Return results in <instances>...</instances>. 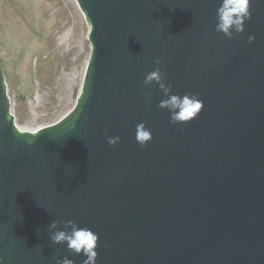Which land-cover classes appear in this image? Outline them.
Instances as JSON below:
<instances>
[{
	"label": "water",
	"instance_id": "1",
	"mask_svg": "<svg viewBox=\"0 0 264 264\" xmlns=\"http://www.w3.org/2000/svg\"><path fill=\"white\" fill-rule=\"evenodd\" d=\"M76 1L92 52L59 121L18 126L0 58L4 264H84L50 241L54 220L98 234L96 264H264V0L231 38L215 30L221 0ZM157 67L172 94L203 101L190 122L145 86Z\"/></svg>",
	"mask_w": 264,
	"mask_h": 264
},
{
	"label": "rangeland",
	"instance_id": "2",
	"mask_svg": "<svg viewBox=\"0 0 264 264\" xmlns=\"http://www.w3.org/2000/svg\"><path fill=\"white\" fill-rule=\"evenodd\" d=\"M90 28L76 0H0V58L20 128L35 131L73 109Z\"/></svg>",
	"mask_w": 264,
	"mask_h": 264
},
{
	"label": "clouds",
	"instance_id": "3",
	"mask_svg": "<svg viewBox=\"0 0 264 264\" xmlns=\"http://www.w3.org/2000/svg\"><path fill=\"white\" fill-rule=\"evenodd\" d=\"M251 0H221L217 8L216 31L231 38L233 33H243L245 21L251 18ZM249 42L254 40L253 36L248 37ZM161 63L159 59L155 61ZM145 86L158 85L166 99H162L158 105L161 109H167L170 113V120L173 124L186 123L193 120L203 108V101L196 94L178 95L172 94L171 85L166 84L164 73L159 67L147 74L144 79ZM151 96L149 95V99ZM153 139L151 130L144 123L136 125V141L143 147ZM32 138L27 139L32 144ZM120 142L119 136H110L107 143L115 146ZM63 224V230L60 225ZM50 241L53 244H66L69 252L86 257L84 264H96L98 252V234L88 227H80L74 220L53 221L48 226ZM0 264H4V257L0 256ZM56 264H74L68 257L58 259Z\"/></svg>",
	"mask_w": 264,
	"mask_h": 264
},
{
	"label": "bare ground",
	"instance_id": "4",
	"mask_svg": "<svg viewBox=\"0 0 264 264\" xmlns=\"http://www.w3.org/2000/svg\"><path fill=\"white\" fill-rule=\"evenodd\" d=\"M29 131H33V130H30V129H28Z\"/></svg>",
	"mask_w": 264,
	"mask_h": 264
}]
</instances>
